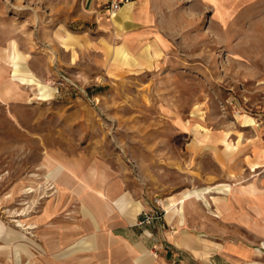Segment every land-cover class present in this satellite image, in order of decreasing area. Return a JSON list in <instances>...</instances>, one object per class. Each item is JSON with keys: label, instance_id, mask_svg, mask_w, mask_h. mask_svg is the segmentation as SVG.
<instances>
[{"label": "rangeland", "instance_id": "rangeland-1", "mask_svg": "<svg viewBox=\"0 0 264 264\" xmlns=\"http://www.w3.org/2000/svg\"><path fill=\"white\" fill-rule=\"evenodd\" d=\"M144 2L147 29L162 46L123 45L132 58L114 62L107 46L120 45L126 27L103 26V5L0 0V49L14 40L26 68L54 89L51 99H36L34 87L13 84L0 57V264H127L121 256L139 236L130 244L94 229L67 237L91 218L83 210L95 198L87 185L114 184L146 206L254 174L246 159L264 145V0ZM66 31L76 44L60 43ZM243 116L251 126H240ZM198 125L226 134L237 150L199 142ZM82 237L94 248L57 256ZM16 243L27 250L18 258Z\"/></svg>", "mask_w": 264, "mask_h": 264}, {"label": "crops", "instance_id": "crops-1", "mask_svg": "<svg viewBox=\"0 0 264 264\" xmlns=\"http://www.w3.org/2000/svg\"><path fill=\"white\" fill-rule=\"evenodd\" d=\"M107 1L84 0L93 11H100L104 6L101 9L105 16L103 26L116 27V30L119 27L117 32L122 24L126 27L121 44L107 46L114 62L132 58L124 48L126 44L136 49L149 40L150 44L162 46L158 34L147 29L151 15L144 0H128L115 13L105 7ZM57 38L64 47L78 42L68 31L57 34ZM150 44L145 48H150ZM152 54L158 55L155 50ZM0 57L10 67L13 84L34 87L33 94L38 100L51 99L54 89L26 68L25 58L14 40L0 49ZM4 96L0 88V97ZM239 122L240 126H251V119L246 116L240 117ZM193 130L199 134V142L223 145L224 154L237 150V144L229 142L226 134L213 137L199 125ZM255 147L253 151L249 148V157H252L246 159V167L250 171L255 169L248 181L231 185L217 182L167 196L161 201L167 208L165 215L149 226L137 224L140 211L147 209V205L130 199L125 193L120 194L114 184L87 185L95 198L88 200L83 210L91 218L79 220L67 237L82 236L94 229L96 235L106 232L130 244L139 236L134 245H129L131 249L121 256L128 260L127 264H134V260H137L136 264H150L152 259L147 248L157 254L155 264H184L186 260L193 264H264V167L261 164L264 162V145ZM61 167L58 165L55 169ZM92 241L93 238L82 237L57 256L65 257L84 248L91 250L94 248ZM15 245L17 258L20 250L27 251L21 244Z\"/></svg>", "mask_w": 264, "mask_h": 264}, {"label": "built area", "instance_id": "built-area-1", "mask_svg": "<svg viewBox=\"0 0 264 264\" xmlns=\"http://www.w3.org/2000/svg\"><path fill=\"white\" fill-rule=\"evenodd\" d=\"M126 1L128 0H108L105 7L109 9V11L115 12L120 8V5ZM147 206V209L140 211L139 220L137 221V224L140 226H147L162 218L164 214L162 202L158 198H153L147 203Z\"/></svg>", "mask_w": 264, "mask_h": 264}, {"label": "bare ground", "instance_id": "bare-ground-1", "mask_svg": "<svg viewBox=\"0 0 264 264\" xmlns=\"http://www.w3.org/2000/svg\"><path fill=\"white\" fill-rule=\"evenodd\" d=\"M128 1H126V2H124L123 4H125V3H127ZM122 4V5H123ZM122 5H120V7L122 6ZM120 9V8H119ZM118 9V10H119ZM117 10V11H118ZM116 11V12H117ZM115 13V12H114ZM46 168V167H45ZM46 169H48V168H46ZM59 174L57 173V171H55V170H52L49 174H48V178L49 179H51L52 180V183H53V186H52V188H54V189H56V190H60V189H62L63 188V186L61 185V183H60V181H58L57 180V176H58ZM32 191V190H31ZM163 209H164V215H165V213H166V211H167V208H166V205L164 204L163 205Z\"/></svg>", "mask_w": 264, "mask_h": 264}]
</instances>
